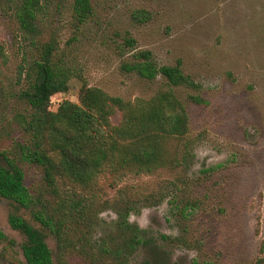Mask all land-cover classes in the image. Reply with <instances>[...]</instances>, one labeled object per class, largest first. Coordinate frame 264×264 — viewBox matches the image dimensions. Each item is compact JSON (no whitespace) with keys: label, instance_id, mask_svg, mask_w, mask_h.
<instances>
[{"label":"rangeland","instance_id":"1","mask_svg":"<svg viewBox=\"0 0 264 264\" xmlns=\"http://www.w3.org/2000/svg\"><path fill=\"white\" fill-rule=\"evenodd\" d=\"M72 1L39 0L37 29L29 30L18 18L20 1L0 0V152L22 170L31 195L48 198L40 169L19 152L25 138L19 94L26 85L19 68L35 55V44L56 40L81 70L68 92L51 98L52 110L64 100L77 103L83 84L126 101L151 97L164 82L160 76L147 81L119 68L138 50L150 51L159 65L179 62L196 87L175 89L189 115L182 166L127 176L95 199L91 228L83 226L86 240H72L94 252L93 261L73 244L57 249L47 233L54 263L111 264L101 250L120 241L116 212L126 208L129 224L146 240L130 264L264 259V0H93L83 26L71 14ZM110 120L117 125L119 112ZM9 214L38 225L28 211L0 198V230L13 241H0V264H25L24 237L9 227Z\"/></svg>","mask_w":264,"mask_h":264},{"label":"trees","instance_id":"2","mask_svg":"<svg viewBox=\"0 0 264 264\" xmlns=\"http://www.w3.org/2000/svg\"><path fill=\"white\" fill-rule=\"evenodd\" d=\"M19 1L18 18L23 27L36 30L42 11L39 0ZM92 2L72 1L70 10L78 26L92 17ZM124 41L131 47V38ZM35 51L19 68L26 83L19 94L25 105V114L18 118L25 136L19 152L21 160L40 169L48 198L31 195L22 170L1 152L0 198L28 211L38 225L34 227L19 215L7 217L9 227L24 237V263L55 264L47 233L59 250L73 244V239L84 243L89 232L83 226L91 228L90 214L96 198L108 189H116L127 176L153 175L182 166L189 115L175 89L196 86L183 73L179 62L159 65L150 51L138 50L119 68L147 81L160 76L164 82L151 97L126 101L83 84L77 103L64 100L52 110L51 98L68 92L70 80L79 78L81 70L71 53L60 49L56 40L35 44ZM4 57L0 42V61ZM191 99L199 102L197 97ZM115 112L120 115L117 125L110 120ZM117 192L122 193L123 189ZM126 201L129 205L133 199L128 195ZM129 211L126 208L116 212L120 241L111 240V248L101 250L102 255L111 257V264H130L134 255L146 247L139 228L129 224ZM0 241L13 244L1 230ZM73 249L91 261L96 256L83 245L76 248L73 244ZM254 264H264V259L258 258Z\"/></svg>","mask_w":264,"mask_h":264}]
</instances>
